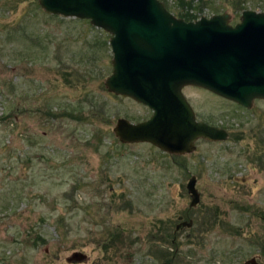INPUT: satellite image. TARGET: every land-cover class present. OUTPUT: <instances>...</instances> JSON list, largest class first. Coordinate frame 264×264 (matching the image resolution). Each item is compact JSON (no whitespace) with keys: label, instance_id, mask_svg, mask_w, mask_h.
I'll return each instance as SVG.
<instances>
[{"label":"rangeland","instance_id":"rangeland-1","mask_svg":"<svg viewBox=\"0 0 264 264\" xmlns=\"http://www.w3.org/2000/svg\"><path fill=\"white\" fill-rule=\"evenodd\" d=\"M160 1L178 17L188 10L179 1L191 0ZM193 7L235 25L245 10L264 13V0ZM109 39L38 0H0V264H165L160 250L175 254L171 264H264V100L245 109L186 87L196 119L224 129L226 141L198 140L180 156L121 144L117 120L151 111L106 90ZM191 176L200 194L192 209ZM189 219L173 245L161 241ZM75 253L86 259L69 262Z\"/></svg>","mask_w":264,"mask_h":264},{"label":"water","instance_id":"water-1","mask_svg":"<svg viewBox=\"0 0 264 264\" xmlns=\"http://www.w3.org/2000/svg\"><path fill=\"white\" fill-rule=\"evenodd\" d=\"M48 15L88 20L110 35L112 72L106 90L152 111L149 119H118L113 129L121 144L147 143L169 155L195 150L196 141L222 142L228 133L197 121L182 89L198 87L246 109L264 100V13L246 10L229 24L227 13L186 22L159 0H38ZM196 178L186 190L189 208L200 202ZM193 221L175 226L190 229ZM75 253L69 262H83ZM244 264H258L255 258Z\"/></svg>","mask_w":264,"mask_h":264},{"label":"trees","instance_id":"trees-1","mask_svg":"<svg viewBox=\"0 0 264 264\" xmlns=\"http://www.w3.org/2000/svg\"><path fill=\"white\" fill-rule=\"evenodd\" d=\"M178 5L180 6V8L182 9L183 6L185 5V7L188 9L187 11L185 12H180V14L178 15V18L180 19H184L185 21L189 22V21H193V20H196L198 19V16L197 14L194 12V13H190V11L193 9L194 10V0H191L190 2L188 3H184V1H179ZM197 8H195L196 10ZM80 112V111H79ZM79 112L77 110H72L70 112V117H76V115L74 114H79ZM73 115V116H72ZM162 234V233H161ZM160 234V235H161ZM159 235V236H160ZM177 235V234H176ZM176 235L174 236V234H170L169 232H164L162 235H161V241L164 243V244H170V245H173L174 243H172L173 240H176ZM161 251V256L165 258V261L164 263L165 264H171L172 261L174 260V255L173 253H170L168 252L167 254H163L162 251L163 250H160ZM164 255V256H163ZM177 255V254H176Z\"/></svg>","mask_w":264,"mask_h":264},{"label":"flooded vegetation","instance_id":"flooded-vegetation-1","mask_svg":"<svg viewBox=\"0 0 264 264\" xmlns=\"http://www.w3.org/2000/svg\"><path fill=\"white\" fill-rule=\"evenodd\" d=\"M189 220H190V219H189ZM174 236H175V235H174ZM174 242H175V240L172 241V243H174Z\"/></svg>","mask_w":264,"mask_h":264}]
</instances>
